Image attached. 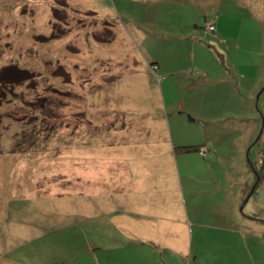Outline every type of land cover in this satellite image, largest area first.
Instances as JSON below:
<instances>
[{"label":"rangeland","instance_id":"374dc122","mask_svg":"<svg viewBox=\"0 0 264 264\" xmlns=\"http://www.w3.org/2000/svg\"><path fill=\"white\" fill-rule=\"evenodd\" d=\"M246 1L0 0V70L31 72L0 82V264H167L89 194L93 167L151 148L162 115L174 145L213 143L199 199L241 190V239L196 226L190 262L264 264V0Z\"/></svg>","mask_w":264,"mask_h":264},{"label":"crops","instance_id":"0c3cea01","mask_svg":"<svg viewBox=\"0 0 264 264\" xmlns=\"http://www.w3.org/2000/svg\"><path fill=\"white\" fill-rule=\"evenodd\" d=\"M246 3L248 7H255L253 0ZM212 22L218 30L219 23ZM157 120L153 135L156 139L151 142V148L119 151L116 157L123 158L120 166L110 158L109 164L93 167L94 187L89 194L94 201L91 205L108 214L115 234L120 232V236H127L134 247L147 246L150 259L153 249H157L160 256H167V264H196V260L190 262L194 232L202 236L196 226H207L215 234L223 231L227 237L234 234L241 239V190L232 200L225 197L208 200L209 196L199 199L215 191L208 189L213 184L210 174L212 152H215L211 147L213 143L198 141L190 144L208 148L204 156L199 150V153L176 152V146L186 144L174 145L168 117L162 115ZM148 124L155 125L153 122ZM234 156L240 163V151ZM190 172L194 174L191 176ZM205 185L209 186L203 189ZM218 209L220 212H216ZM148 229L151 231H146Z\"/></svg>","mask_w":264,"mask_h":264},{"label":"trees","instance_id":"16d2710c","mask_svg":"<svg viewBox=\"0 0 264 264\" xmlns=\"http://www.w3.org/2000/svg\"><path fill=\"white\" fill-rule=\"evenodd\" d=\"M53 15V22L52 26L54 25V21L58 20L60 16V13L58 11L54 10L52 13ZM56 37L54 32L51 34V36H37V39L44 42L47 41L49 38ZM155 69L158 68L157 64H152ZM31 77V72L26 68H17L16 66H8L0 70V82H15L19 83L21 81H27ZM1 102V101H0ZM200 149L199 145H180L175 147L176 152H191V151H197ZM262 170H264V167H261L259 173L257 174V180L256 183L259 182L262 178H264V175H262ZM261 173V174H260Z\"/></svg>","mask_w":264,"mask_h":264},{"label":"built area","instance_id":"2783aa9c","mask_svg":"<svg viewBox=\"0 0 264 264\" xmlns=\"http://www.w3.org/2000/svg\"><path fill=\"white\" fill-rule=\"evenodd\" d=\"M205 29L207 30V31H209V32H214V30H215V24L212 22V21H210V22H208L206 25H205ZM199 152H200V154L202 155V156H204L207 152H208V148H206V147H201L200 149H199Z\"/></svg>","mask_w":264,"mask_h":264}]
</instances>
